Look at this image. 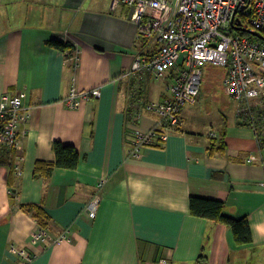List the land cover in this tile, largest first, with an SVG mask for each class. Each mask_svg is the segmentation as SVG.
<instances>
[{
  "label": "crops",
  "instance_id": "obj_1",
  "mask_svg": "<svg viewBox=\"0 0 264 264\" xmlns=\"http://www.w3.org/2000/svg\"><path fill=\"white\" fill-rule=\"evenodd\" d=\"M143 42L130 9H111L110 0H0V103L24 93L28 112L17 146L0 143V264H22L11 244L36 256L30 264H264V144L235 122L234 106L206 131L187 123L185 105L179 129L132 156L133 132L159 120L144 112L131 123L127 114L122 75ZM166 84L147 77L144 100L164 102ZM71 88H100V96L71 110ZM54 142L77 151V168L35 178L37 162L54 160ZM190 197L221 201L225 215L246 218L251 243L237 246L225 225L193 217ZM29 206L43 211L52 238L68 230L70 240L31 244Z\"/></svg>",
  "mask_w": 264,
  "mask_h": 264
},
{
  "label": "built area",
  "instance_id": "obj_2",
  "mask_svg": "<svg viewBox=\"0 0 264 264\" xmlns=\"http://www.w3.org/2000/svg\"><path fill=\"white\" fill-rule=\"evenodd\" d=\"M110 5L111 9L128 7L139 37L156 46L149 57L138 53L122 75L129 83L130 122H137L144 112L159 118L148 132H133L132 156L140 157L143 147L165 142L169 132L181 127V111L185 105L197 102L206 65L225 70L222 90L234 103L235 122L250 128L258 142L264 133V46L238 32L264 30V0H110ZM72 53L76 58V50ZM147 77L167 82L169 97L164 102L144 100ZM99 96L100 88L82 91L71 88L64 102L67 108L76 110L81 99ZM25 99L26 95L20 93L13 98L4 97L0 103V143L7 148L16 147L20 135L25 133L23 127L28 120ZM15 175H21L19 167L15 168ZM104 186V180L97 183L94 205L99 203ZM35 224L31 244L52 246L70 240L68 230L52 238L46 228L36 221ZM8 253L22 264H30L36 257L13 244Z\"/></svg>",
  "mask_w": 264,
  "mask_h": 264
},
{
  "label": "trees",
  "instance_id": "obj_3",
  "mask_svg": "<svg viewBox=\"0 0 264 264\" xmlns=\"http://www.w3.org/2000/svg\"><path fill=\"white\" fill-rule=\"evenodd\" d=\"M238 35L242 37L245 36L249 40L264 46V30L257 32L255 35H251L247 32H238ZM47 45L61 52H72V46L62 41L51 40L47 42ZM155 47V45L150 46L148 42L144 41L140 53L149 57L150 54L155 52ZM223 73L224 75L222 78L225 76L224 69ZM260 136L261 138L258 139L259 148L264 144V133H261ZM219 145H222V143ZM214 146L215 143H212L211 147ZM218 149L221 148L218 147ZM52 151L54 155V160L52 162H37L35 164L33 172L35 178H48L55 169L74 170L77 168L80 157L72 146L54 142L52 145ZM22 208H24V206H22ZM224 210L225 204L221 201L199 197L189 198V211L193 217L223 224L231 230L234 242L237 246L249 245L251 243V232L247 219H233L225 215ZM25 211L32 214L33 219L40 227L46 228V217L41 209L29 206L25 207Z\"/></svg>",
  "mask_w": 264,
  "mask_h": 264
},
{
  "label": "rangeland",
  "instance_id": "obj_4",
  "mask_svg": "<svg viewBox=\"0 0 264 264\" xmlns=\"http://www.w3.org/2000/svg\"><path fill=\"white\" fill-rule=\"evenodd\" d=\"M202 72L199 99L186 106L191 108L187 123L207 131L220 119L219 111L230 113L234 103L222 90L223 68L206 65Z\"/></svg>",
  "mask_w": 264,
  "mask_h": 264
},
{
  "label": "water",
  "instance_id": "obj_5",
  "mask_svg": "<svg viewBox=\"0 0 264 264\" xmlns=\"http://www.w3.org/2000/svg\"><path fill=\"white\" fill-rule=\"evenodd\" d=\"M235 30H239V29L235 28ZM247 33H249L251 35H255L256 34L255 32H249V31H247Z\"/></svg>",
  "mask_w": 264,
  "mask_h": 264
}]
</instances>
